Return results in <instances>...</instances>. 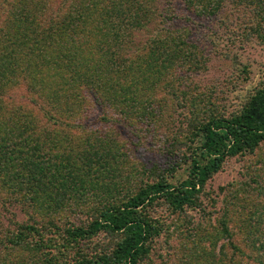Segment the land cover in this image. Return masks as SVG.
Masks as SVG:
<instances>
[{"label": "rangeland", "instance_id": "374dc122", "mask_svg": "<svg viewBox=\"0 0 264 264\" xmlns=\"http://www.w3.org/2000/svg\"><path fill=\"white\" fill-rule=\"evenodd\" d=\"M158 1L147 7L149 32L140 47L130 38L112 42L115 68L118 60L141 61L128 80L114 76L129 98L106 107L88 103L82 129L66 134L64 173L73 167L81 176L49 195L58 207L32 209L0 185V264H77L82 248L113 246L120 237L106 233L68 242L104 207L127 204L160 177L184 182L204 143L203 127L235 118L264 88V0ZM104 31L92 43L97 52L108 39ZM142 46V54H132ZM95 152L101 162L90 160ZM197 204L179 212L158 199L145 210L160 233L139 264H237L238 249L249 264H264V140L229 157Z\"/></svg>", "mask_w": 264, "mask_h": 264}, {"label": "trees", "instance_id": "16d2710c", "mask_svg": "<svg viewBox=\"0 0 264 264\" xmlns=\"http://www.w3.org/2000/svg\"><path fill=\"white\" fill-rule=\"evenodd\" d=\"M57 1L0 0V185H8L17 197L24 196V205L46 213L59 205L51 203L49 195L61 194L66 182L81 176L73 167L64 173L66 134L73 137L71 133L82 129L88 103L97 107L117 100L125 103L129 91L114 76L128 80L132 71L141 68V61L135 65L124 56L115 68L112 42L123 44L130 38L140 47L149 32L147 7L159 4L158 0H60L57 5ZM171 15L181 17L175 11ZM102 28L108 39L97 52L98 43H92L102 40ZM143 50L144 46L132 54L139 56ZM97 53H102V59ZM202 133L204 143L194 150L184 182L173 185L160 177L127 204L104 207L90 226L73 232L69 246L78 240L91 242L100 233L120 237L110 247L97 246L88 252L82 248L77 264H139L147 257L160 226L145 210L158 199L174 211L196 208L202 189L224 162L253 151L264 140V88L238 116L214 118ZM102 159L98 152L90 157ZM44 227L51 226L35 228L40 232ZM246 258L238 249L237 264H249Z\"/></svg>", "mask_w": 264, "mask_h": 264}]
</instances>
